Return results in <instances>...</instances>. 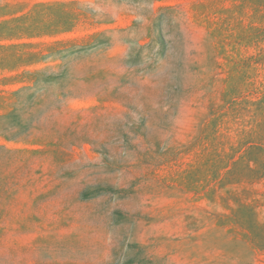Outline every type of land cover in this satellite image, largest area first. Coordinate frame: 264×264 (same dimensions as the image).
Masks as SVG:
<instances>
[{
    "label": "rangeland",
    "instance_id": "374dc122",
    "mask_svg": "<svg viewBox=\"0 0 264 264\" xmlns=\"http://www.w3.org/2000/svg\"><path fill=\"white\" fill-rule=\"evenodd\" d=\"M258 52L264 0H0V264H264Z\"/></svg>",
    "mask_w": 264,
    "mask_h": 264
},
{
    "label": "trees",
    "instance_id": "16d2710c",
    "mask_svg": "<svg viewBox=\"0 0 264 264\" xmlns=\"http://www.w3.org/2000/svg\"><path fill=\"white\" fill-rule=\"evenodd\" d=\"M263 58L264 57L261 55V52H258L256 54V59L255 60H256V62L259 63ZM260 95L261 96L259 97L258 101L264 103V91L262 93H260ZM248 142H250V141H248ZM256 143H257V145H259V147H264V135H262L261 138Z\"/></svg>",
    "mask_w": 264,
    "mask_h": 264
}]
</instances>
